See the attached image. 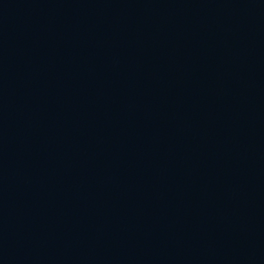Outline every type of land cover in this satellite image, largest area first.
I'll return each instance as SVG.
<instances>
[{
	"label": "water",
	"instance_id": "1",
	"mask_svg": "<svg viewBox=\"0 0 264 264\" xmlns=\"http://www.w3.org/2000/svg\"><path fill=\"white\" fill-rule=\"evenodd\" d=\"M0 264H264V0H0Z\"/></svg>",
	"mask_w": 264,
	"mask_h": 264
}]
</instances>
